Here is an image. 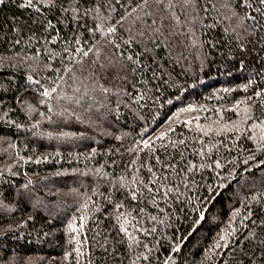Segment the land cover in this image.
Instances as JSON below:
<instances>
[{
  "label": "trees",
  "instance_id": "1",
  "mask_svg": "<svg viewBox=\"0 0 264 264\" xmlns=\"http://www.w3.org/2000/svg\"><path fill=\"white\" fill-rule=\"evenodd\" d=\"M2 86L0 264H264V0H0Z\"/></svg>",
  "mask_w": 264,
  "mask_h": 264
},
{
  "label": "rangeland",
  "instance_id": "2",
  "mask_svg": "<svg viewBox=\"0 0 264 264\" xmlns=\"http://www.w3.org/2000/svg\"><path fill=\"white\" fill-rule=\"evenodd\" d=\"M6 88V86H2L0 87V90H4ZM72 101V98L69 99L66 103L69 104L70 102ZM73 107H76L73 105ZM68 108H72L70 105H68ZM79 109V108H77ZM72 111H69V109H65V108H62V109H58L57 106H56V103H55V100H53V103H52V113L55 115V116H71V117H75L77 119V115H75V111L73 109H71ZM77 112H81V114L83 113L84 114V110L83 109H80V110H76ZM79 122L80 123H83L82 120L79 119ZM34 135V134H33ZM36 136V135H35ZM3 145V143L1 144ZM0 145V147H1Z\"/></svg>",
  "mask_w": 264,
  "mask_h": 264
}]
</instances>
